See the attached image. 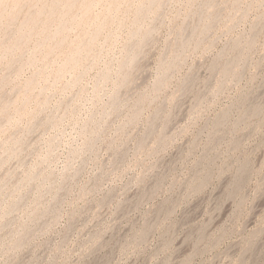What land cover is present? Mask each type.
Segmentation results:
<instances>
[{"label": "rangeland", "instance_id": "rangeland-1", "mask_svg": "<svg viewBox=\"0 0 264 264\" xmlns=\"http://www.w3.org/2000/svg\"><path fill=\"white\" fill-rule=\"evenodd\" d=\"M0 264H264V0H0Z\"/></svg>", "mask_w": 264, "mask_h": 264}, {"label": "bare ground", "instance_id": "bare-ground-1", "mask_svg": "<svg viewBox=\"0 0 264 264\" xmlns=\"http://www.w3.org/2000/svg\"><path fill=\"white\" fill-rule=\"evenodd\" d=\"M73 4V3H72ZM58 29V28H57Z\"/></svg>", "mask_w": 264, "mask_h": 264}]
</instances>
